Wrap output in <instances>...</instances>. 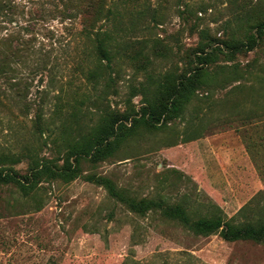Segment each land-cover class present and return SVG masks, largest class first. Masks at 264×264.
<instances>
[{"label":"rangeland","instance_id":"374dc122","mask_svg":"<svg viewBox=\"0 0 264 264\" xmlns=\"http://www.w3.org/2000/svg\"><path fill=\"white\" fill-rule=\"evenodd\" d=\"M262 6L0 0V168L26 174L41 157L62 165L67 142L102 122L126 115L131 126L161 82L198 63L203 43L228 51L236 14ZM97 30L112 37L110 63ZM209 70L218 73L181 117L139 125L106 160L79 157V178L42 182L29 196L0 184V264H264V242L196 235L164 213L182 205L193 219H264V37L233 60L220 53ZM97 177L162 208L138 214Z\"/></svg>","mask_w":264,"mask_h":264},{"label":"trees","instance_id":"16d2710c","mask_svg":"<svg viewBox=\"0 0 264 264\" xmlns=\"http://www.w3.org/2000/svg\"><path fill=\"white\" fill-rule=\"evenodd\" d=\"M236 16L240 23L239 37H233L231 41H222L228 51L225 52L222 49V43L217 42L213 50L207 52V48L211 45L203 43L199 50L202 55L197 57L198 63L189 65L190 67L177 74V77H167L161 82L155 95L146 97L141 117L134 119L131 126L123 122L128 118L126 115H122V120L111 118L95 127L91 135L70 143L66 141L69 150L65 154L62 165L41 157L34 158L29 173L26 174H20L14 169L0 168V184H14L23 195L29 196L37 191L42 182L61 180L69 183L80 177L81 173L75 162L81 157H90L93 162L106 160L125 143L139 125L144 124L149 129H153L163 126L169 120L181 117L192 98L209 83L210 76L218 73L215 70L212 74L209 66L216 62L220 53L225 54L227 60H233L236 53L253 50L263 39V6L247 13L242 10ZM94 33L97 35L98 52L102 59L110 63L112 37L99 30ZM95 182L104 186L113 197L138 214L162 208L161 202L154 199L137 200L130 197L126 190L119 188L111 179L97 177ZM164 213L169 219L184 224L196 235L208 236L219 233L228 241L251 239L264 242V219H260L256 224H237L234 219H226L222 214L193 219L182 205L166 207Z\"/></svg>","mask_w":264,"mask_h":264}]
</instances>
